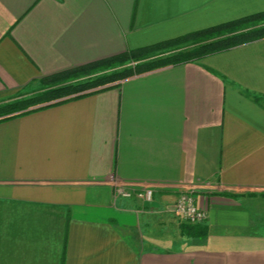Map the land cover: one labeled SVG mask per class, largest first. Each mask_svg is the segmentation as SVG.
Masks as SVG:
<instances>
[{"label": "crops", "instance_id": "crops-1", "mask_svg": "<svg viewBox=\"0 0 264 264\" xmlns=\"http://www.w3.org/2000/svg\"><path fill=\"white\" fill-rule=\"evenodd\" d=\"M261 11L264 0H0V102ZM119 83L0 121V264H264V106L243 92L264 96V38ZM187 191L202 223L175 211Z\"/></svg>", "mask_w": 264, "mask_h": 264}, {"label": "trees", "instance_id": "trees-1", "mask_svg": "<svg viewBox=\"0 0 264 264\" xmlns=\"http://www.w3.org/2000/svg\"><path fill=\"white\" fill-rule=\"evenodd\" d=\"M262 38L264 11L47 75L40 80L45 88L43 91L11 103L0 104V121L80 98L96 91L97 86H104L102 89H105L119 85L121 80L134 73L195 60ZM101 71V74L87 81L77 80L78 77H90ZM243 92L264 106L263 95ZM39 104L41 106L34 107ZM28 107L34 108L12 113ZM183 231L191 236H204L207 228L201 224H184Z\"/></svg>", "mask_w": 264, "mask_h": 264}, {"label": "built area", "instance_id": "built-area-1", "mask_svg": "<svg viewBox=\"0 0 264 264\" xmlns=\"http://www.w3.org/2000/svg\"><path fill=\"white\" fill-rule=\"evenodd\" d=\"M116 189V194L118 195L129 197L136 194L148 201L153 199L154 192L152 189L138 192L127 190L122 186H118ZM175 211L182 217V219L192 223H202L207 217L206 210L197 204L196 196L192 191L183 192L179 195L175 201Z\"/></svg>", "mask_w": 264, "mask_h": 264}, {"label": "rangeland", "instance_id": "rangeland-1", "mask_svg": "<svg viewBox=\"0 0 264 264\" xmlns=\"http://www.w3.org/2000/svg\"><path fill=\"white\" fill-rule=\"evenodd\" d=\"M118 68H121V67H118ZM103 71L99 72V73H93V75H91L90 77L89 76H81V77H78L77 80H79V82H84V81H87L91 78H94L95 75H98V74H101ZM42 86V87H41ZM107 86V85H105ZM104 86H97L95 89L97 88H102ZM45 88L44 86L41 84V83H38V82H32L29 87H26L24 88L23 90H20L18 91V93L13 97V98H10V99H7L5 101H1L0 104H6V103H11L17 99H22L24 97H30L32 95H36L37 93H39L40 91H43ZM41 106L40 104L39 105H36L34 107H39ZM34 107H28V108H24V109H21V110H18V111H15V112H12L13 114L15 113H19V112H22V111H25V110H28V109H31V108H34ZM11 113V114H12Z\"/></svg>", "mask_w": 264, "mask_h": 264}]
</instances>
